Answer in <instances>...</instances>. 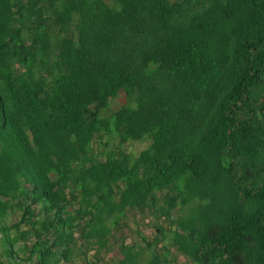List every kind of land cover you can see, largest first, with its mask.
Segmentation results:
<instances>
[{
    "label": "trees",
    "instance_id": "1",
    "mask_svg": "<svg viewBox=\"0 0 264 264\" xmlns=\"http://www.w3.org/2000/svg\"><path fill=\"white\" fill-rule=\"evenodd\" d=\"M136 214L147 249L264 264V0H0L4 257L139 264L116 237Z\"/></svg>",
    "mask_w": 264,
    "mask_h": 264
},
{
    "label": "rangeland",
    "instance_id": "2",
    "mask_svg": "<svg viewBox=\"0 0 264 264\" xmlns=\"http://www.w3.org/2000/svg\"><path fill=\"white\" fill-rule=\"evenodd\" d=\"M124 103V95L122 92H120L115 99L110 103L109 110L113 111L117 109L121 104ZM105 140V139H104ZM112 141V140H111ZM149 144V139H145L142 141H129L126 144L122 146L123 149L130 152L134 156H136L142 149L147 147ZM99 148H103V146H99ZM176 212L174 211V214ZM20 218V212L18 210L11 211L9 210L7 212V216L4 221V225H10L14 222H17ZM123 223L122 226L119 229V232L117 234V238L123 239L128 244H134V248L136 250H139L142 252V254L139 257V264H144V261L147 259V257L150 255L151 252L155 253H162L165 251V248H169L170 255L168 256L169 259L174 258L175 264H190L189 258H187L184 255L178 254L175 247L170 244V238L168 231H166V236L161 239L162 241L153 245L151 249H147L146 245L138 239L140 231L144 236H146L148 239H152L154 234V225L158 223V220L154 218L152 215L142 216L141 214H136L135 216H128L127 218L122 219ZM160 221V220H159ZM161 224L166 225L167 222H161ZM25 228V227H22ZM4 236L0 234V260H2L5 264H10L12 261H10L9 258L4 257V253L2 249L5 246V243L3 242ZM112 239V238H111ZM110 239V240H111ZM113 243H111L112 246ZM22 245L21 242H18L14 248H18ZM95 250L92 249L88 252V260L90 262H97V258L94 254ZM100 257L103 259L101 261H98V264H111L112 262H117L121 258V254L113 248H110L108 251H102L100 254ZM76 264H87L83 263V261L77 260Z\"/></svg>",
    "mask_w": 264,
    "mask_h": 264
}]
</instances>
